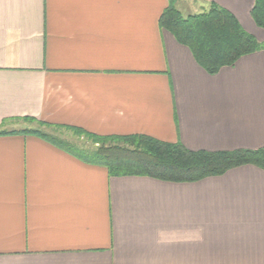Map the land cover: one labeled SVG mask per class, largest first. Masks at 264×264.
<instances>
[{
    "label": "crops",
    "instance_id": "1",
    "mask_svg": "<svg viewBox=\"0 0 264 264\" xmlns=\"http://www.w3.org/2000/svg\"><path fill=\"white\" fill-rule=\"evenodd\" d=\"M211 2L264 41L253 0ZM169 0H0V264H264V170L111 176L17 132L74 126L192 150L264 147V49L209 74L160 28ZM16 131V132H15ZM71 132V131H70Z\"/></svg>",
    "mask_w": 264,
    "mask_h": 264
},
{
    "label": "trees",
    "instance_id": "2",
    "mask_svg": "<svg viewBox=\"0 0 264 264\" xmlns=\"http://www.w3.org/2000/svg\"><path fill=\"white\" fill-rule=\"evenodd\" d=\"M250 14L255 24L264 28V0H253ZM158 23L177 42L187 46L195 61L209 74H215L245 54L264 49V41L257 40L230 11L214 2L202 12L183 15L175 0H169ZM26 120L37 125L17 132L38 136L84 162L102 165L111 176L139 175L189 182L220 175L244 164H254L264 170V147L192 150L179 141L168 142L144 134L99 135L80 127L62 126L77 139L70 140L53 131L59 125L29 117ZM5 133L0 130V134Z\"/></svg>",
    "mask_w": 264,
    "mask_h": 264
},
{
    "label": "rangeland",
    "instance_id": "3",
    "mask_svg": "<svg viewBox=\"0 0 264 264\" xmlns=\"http://www.w3.org/2000/svg\"><path fill=\"white\" fill-rule=\"evenodd\" d=\"M186 12H187V11H186L185 9L182 10V13H183V14H186ZM58 134H59V135H63L64 137H66V138H68V139H70V140H77L76 137L74 136V134H73L72 132L68 131V130H64V129H62L61 132L59 131ZM80 140H81V139H80Z\"/></svg>",
    "mask_w": 264,
    "mask_h": 264
}]
</instances>
